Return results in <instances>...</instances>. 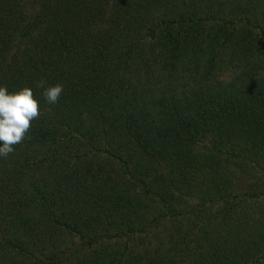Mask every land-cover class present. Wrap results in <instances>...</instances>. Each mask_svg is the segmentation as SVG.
Wrapping results in <instances>:
<instances>
[{"label": "trees", "instance_id": "trees-1", "mask_svg": "<svg viewBox=\"0 0 264 264\" xmlns=\"http://www.w3.org/2000/svg\"><path fill=\"white\" fill-rule=\"evenodd\" d=\"M0 86V264H264V0H0Z\"/></svg>", "mask_w": 264, "mask_h": 264}, {"label": "clouds", "instance_id": "clouds-1", "mask_svg": "<svg viewBox=\"0 0 264 264\" xmlns=\"http://www.w3.org/2000/svg\"><path fill=\"white\" fill-rule=\"evenodd\" d=\"M46 81L36 82V87L44 88L42 95L48 104H56L63 93V85L45 88ZM39 102L31 88L23 87L9 92L0 86V157L7 158L14 152V146L22 143L31 130L33 120L40 117Z\"/></svg>", "mask_w": 264, "mask_h": 264}, {"label": "rangeland", "instance_id": "rangeland-1", "mask_svg": "<svg viewBox=\"0 0 264 264\" xmlns=\"http://www.w3.org/2000/svg\"><path fill=\"white\" fill-rule=\"evenodd\" d=\"M240 184H242L243 183V181H241V182H239ZM243 185V184H242Z\"/></svg>", "mask_w": 264, "mask_h": 264}]
</instances>
